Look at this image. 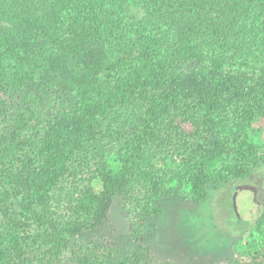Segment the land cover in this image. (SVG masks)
<instances>
[{
	"label": "trees",
	"instance_id": "16d2710c",
	"mask_svg": "<svg viewBox=\"0 0 264 264\" xmlns=\"http://www.w3.org/2000/svg\"><path fill=\"white\" fill-rule=\"evenodd\" d=\"M7 92L16 100L13 111L0 99V264H53L68 252L72 264H150L155 232L139 227L163 200L187 190L199 203L263 161L250 133L264 121V0H0ZM51 93L69 104L46 113ZM115 108L134 117L103 133ZM81 153L95 158L84 179L72 167ZM137 188L146 204L128 256L113 262L111 250L75 243ZM255 231L243 255L263 264L264 215Z\"/></svg>",
	"mask_w": 264,
	"mask_h": 264
},
{
	"label": "rangeland",
	"instance_id": "374dc122",
	"mask_svg": "<svg viewBox=\"0 0 264 264\" xmlns=\"http://www.w3.org/2000/svg\"><path fill=\"white\" fill-rule=\"evenodd\" d=\"M180 68L188 70L197 66L194 62H186L182 63ZM27 90L30 89L24 88V91ZM50 95L55 105L50 107L46 103L43 107L46 113L50 112V108L58 109L60 105L70 102L60 94ZM0 99L15 110L16 98L11 100L9 92L0 93ZM43 104L44 102L39 106L42 107ZM131 112L130 109L111 110L102 124L105 128L103 133L113 134L130 123V119L134 117ZM2 124L3 121L0 120V129ZM251 131V141L257 145L263 161L249 176L230 180L217 190L209 189L207 196L199 203L186 195L187 190L180 195L174 194L162 201L158 215L147 218L139 227L140 231L155 232L153 240L149 243L150 264H252L250 259L243 255V250L252 237H257L255 220L264 215V121L257 122ZM98 144L105 160L113 164L116 159L112 151H109V139L103 136ZM93 154L81 153L77 155L76 160L74 158V176L75 173L76 177L82 179L91 176L95 169ZM156 164L159 168L166 169L169 161L166 159ZM70 182H75V178ZM92 187L96 192L101 189L98 180L92 182ZM145 196V193L137 188L124 196L116 197L104 223L94 231L82 234L75 243L78 246H97L103 253L111 250L113 262L128 256L133 246L129 239L130 224L140 217L146 204ZM241 216H250V222L241 221ZM72 258L73 254L68 252L53 264H72Z\"/></svg>",
	"mask_w": 264,
	"mask_h": 264
},
{
	"label": "water",
	"instance_id": "95a60500",
	"mask_svg": "<svg viewBox=\"0 0 264 264\" xmlns=\"http://www.w3.org/2000/svg\"><path fill=\"white\" fill-rule=\"evenodd\" d=\"M258 206V205H257ZM241 220H244V221H249L250 220V216H245V217H243V216H241V217H239Z\"/></svg>",
	"mask_w": 264,
	"mask_h": 264
}]
</instances>
